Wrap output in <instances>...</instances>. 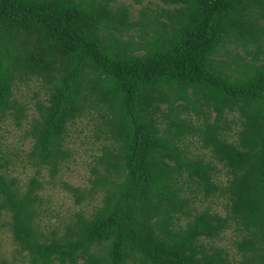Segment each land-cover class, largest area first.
<instances>
[{"label": "trees", "instance_id": "16d2710c", "mask_svg": "<svg viewBox=\"0 0 264 264\" xmlns=\"http://www.w3.org/2000/svg\"><path fill=\"white\" fill-rule=\"evenodd\" d=\"M116 1L0 0V120L25 127L34 169L22 190L0 164L16 252L30 264H264V0H157L167 8L142 7L139 21ZM35 81L34 102L17 96ZM82 121L94 165L87 189L66 190L99 204L46 237L41 172L58 175ZM226 231L234 254L217 245Z\"/></svg>", "mask_w": 264, "mask_h": 264}, {"label": "rangeland", "instance_id": "374dc122", "mask_svg": "<svg viewBox=\"0 0 264 264\" xmlns=\"http://www.w3.org/2000/svg\"><path fill=\"white\" fill-rule=\"evenodd\" d=\"M114 5L116 9L121 6H129L132 20L135 21L142 20L140 15L142 11L140 9L142 7L150 8V10H147L148 15L150 13L155 15V13L159 11L156 9L160 7L167 8V6H164L157 0H150L149 2L142 1L141 4H136L132 0H117ZM242 26L243 27L234 26L232 32L234 33L246 29L245 25ZM141 30V25L131 30L130 33L133 35L132 40L129 38V34L124 35L123 38L134 42L140 41L138 40V35L141 33ZM144 30L147 34L146 38L151 36L152 30L150 27ZM235 46L240 47L236 50L232 48L231 51H236L240 55H243L244 51L242 50L241 44L234 43V46L231 47ZM16 91L19 98L28 103H32L35 100L34 93L40 92L39 84L36 81L28 85L21 84ZM30 113H32V111H30ZM160 121H162V119L159 120V122ZM85 124V121H82L68 128L66 145L70 152V159L62 165L58 175L51 179L46 170L41 172L40 180L43 183V188L38 192L40 199V217L38 219V224L40 231L46 237H50L53 233H55L56 237L61 236L65 227L72 223L77 213L90 216L93 210L92 205L99 204V193L95 196L94 200L89 202L84 201L82 204L76 205L72 196L66 190L67 185L86 189L89 186L88 180L89 177H91V168L94 165L93 155H95V152L93 149L96 148V146L86 143L84 134L88 132L86 133L87 128ZM24 129L25 127H15L9 117L0 120V164L6 163V170L4 171L19 181L22 190L26 187L25 184L31 178L34 171V169L28 167L24 162L25 154L30 148V140L23 139ZM188 147L192 156H202L206 161L211 160L214 165L220 167L212 160L210 153L201 149L199 145L191 144ZM224 178V172H222L215 180L218 184H223ZM218 202L220 201L218 200ZM205 205H207V203H205ZM216 208L222 214L221 211L223 210H221V207L216 206L215 209ZM7 222H9V215L5 211H0V260L5 259L11 264H30L16 252V246L12 242V236L8 229ZM232 237L233 233L226 231L223 234V239L217 242V245H223L234 254L235 252L231 244ZM235 258L236 260L239 259L238 256Z\"/></svg>", "mask_w": 264, "mask_h": 264}]
</instances>
